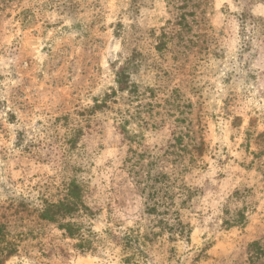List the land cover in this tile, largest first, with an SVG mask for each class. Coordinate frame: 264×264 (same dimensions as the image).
I'll return each instance as SVG.
<instances>
[{"label": "rangeland", "instance_id": "374dc122", "mask_svg": "<svg viewBox=\"0 0 264 264\" xmlns=\"http://www.w3.org/2000/svg\"><path fill=\"white\" fill-rule=\"evenodd\" d=\"M135 52L138 101L114 75ZM73 178L80 210L41 219ZM0 226V264H264V0H0Z\"/></svg>", "mask_w": 264, "mask_h": 264}, {"label": "trees", "instance_id": "16d2710c", "mask_svg": "<svg viewBox=\"0 0 264 264\" xmlns=\"http://www.w3.org/2000/svg\"><path fill=\"white\" fill-rule=\"evenodd\" d=\"M239 21V36L241 38V45L239 52L251 51V44L254 40L255 29L253 26H257L258 20L254 18L251 14L247 12H240L237 15ZM252 25V26H251ZM251 26V27H250ZM164 37V36H162ZM163 40L159 39L158 44L156 45V50H161L164 46ZM141 65V55L138 52L132 53V55L127 56L116 68L115 70V82L119 86L123 87L129 98L132 101H138V98L143 95L141 86L135 83L131 75L137 71ZM152 93V92H150ZM109 96L104 95V98L100 102H94V106L88 110L89 113H92L96 109H101L107 105ZM168 102V101H165ZM174 104L173 102H171ZM171 104V105H172ZM177 105V104H176ZM153 104L145 103L142 105H137L135 111L123 120L124 125H129L131 122L136 123L140 128L139 133L141 132L142 127L148 124V120L142 116L143 110L140 108L152 107ZM148 111V109H146ZM183 136H178L174 139L175 142L181 143ZM72 144V141L70 142ZM75 140L73 141V144ZM66 194L62 200L57 202H48L44 200L40 208L38 216L41 219L49 220L51 222H57L59 219L64 218L67 215L73 214L76 211H79L82 206V193L83 189L80 183L75 179H71L66 183ZM58 226L64 230V232L71 237H74L78 240L76 246L80 249H84L90 246L92 237L95 236V233L90 229L83 228L81 225H78L74 222H64L59 223ZM178 235H181L184 231V227L181 223H178ZM118 243L122 245L123 251H125V260L128 261L133 258L136 254L142 257H145V252L141 249L139 244L138 235L133 233L132 230L124 231L118 237ZM15 251V243L12 240L7 239V234L4 231V228L0 226V254H12Z\"/></svg>", "mask_w": 264, "mask_h": 264}]
</instances>
